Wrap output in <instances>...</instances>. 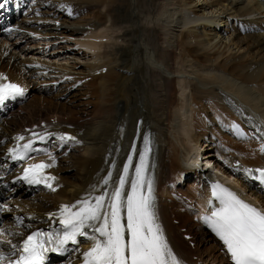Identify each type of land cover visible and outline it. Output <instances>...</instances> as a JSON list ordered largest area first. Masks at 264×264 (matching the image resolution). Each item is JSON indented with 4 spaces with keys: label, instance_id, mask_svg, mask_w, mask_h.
<instances>
[{
    "label": "bare ground",
    "instance_id": "obj_1",
    "mask_svg": "<svg viewBox=\"0 0 264 264\" xmlns=\"http://www.w3.org/2000/svg\"><path fill=\"white\" fill-rule=\"evenodd\" d=\"M41 1L42 5L34 0H14L8 7L18 22L5 27L42 36L36 41L45 44L36 42L31 45V53L24 55L22 48L9 49L13 43L10 45L0 33V73L21 83L28 96L44 92V99L32 98L30 108L46 105L55 110L38 117V122L46 120L44 131L72 133L74 142L79 141L83 148L85 158H79L85 160L80 165L81 183L79 177L77 183L65 180L55 170L64 179L58 176L55 184L60 187L53 193L54 198L38 196L32 199L35 204L23 209L24 198L33 189L12 184L11 176L5 175L8 169L18 167L11 163L15 137L0 136V204L6 205L0 218L9 212L12 216L11 222L4 225L9 243L2 242L0 252L9 253L27 231L52 219L55 222L56 218L48 215L59 213L62 203L73 205L89 193L100 194L105 187L102 177L107 178L109 172L113 177L118 171L122 173L129 155L133 156V164H138L147 139V176L152 180L156 216L169 247L181 264H191L194 254L204 264L228 263L210 235L215 246L203 251L207 240L201 239L202 246L195 244L192 249L183 233H178L179 227L186 226V233L197 236L195 227L187 224L186 214L192 209L174 190L177 182L183 181L187 187L184 194L194 200L195 206L203 207L209 200V186L204 183L210 178L206 174V179H201L202 165L189 160L204 146L210 156L219 154L229 162L239 159L246 166L264 164V0ZM89 9L91 17L70 22L76 10ZM55 22L60 26L54 28ZM20 33L23 40L26 34ZM49 36L65 38V47H61L89 59L80 66L68 64L67 58L61 63L63 49L56 45L53 48L55 38L45 39ZM88 92L92 94L89 119L76 117L77 106L62 105L60 113L64 116L57 114L60 98L71 105ZM22 104L6 105L2 116L13 117L16 109L22 113ZM231 119L237 121V127ZM51 120L56 123L51 124ZM13 124H4L10 134L34 122L23 127ZM54 140L59 149L74 143ZM224 172L240 179L264 206V191L249 179L248 170L233 167ZM173 175L176 184L170 182ZM130 176H134L133 170ZM126 191L130 187L126 186ZM170 206L174 217L168 212ZM180 209L183 214L178 212ZM174 218L182 226L173 225ZM16 219L21 220L19 228ZM194 225L199 229L198 223ZM92 243L91 238L81 239L64 264H75L81 250ZM61 261L54 259L52 263Z\"/></svg>",
    "mask_w": 264,
    "mask_h": 264
},
{
    "label": "snow or ice",
    "instance_id": "obj_2",
    "mask_svg": "<svg viewBox=\"0 0 264 264\" xmlns=\"http://www.w3.org/2000/svg\"><path fill=\"white\" fill-rule=\"evenodd\" d=\"M2 4L3 0H0ZM23 92L17 84L0 83V103L9 96L23 95ZM44 138L33 132L22 148L18 146L11 150L13 158L25 159L29 152L36 151L34 141ZM17 140H25V137L19 136ZM61 140H75V137L61 136ZM132 151H136L134 146ZM149 151L145 139L138 164L134 165L133 156L129 155L122 173L118 171L113 177L109 172L107 178L102 177L105 187L100 194L89 193L71 206H61L59 223L62 231H37L28 235L15 264H43L45 252L63 251L69 242L78 243L77 237H88V230L92 233L93 243L84 253V264H181L169 247L156 216L152 180L147 176ZM52 159L53 164H30L21 179L29 184H44L55 191L50 183L55 177L44 173L46 168L54 166ZM130 170L134 171V176H130ZM258 171L264 176V170ZM110 182L111 191L108 190ZM126 186L130 191H126ZM212 195L219 201V206L202 220L223 242L233 264H264V211L220 185L213 186Z\"/></svg>",
    "mask_w": 264,
    "mask_h": 264
},
{
    "label": "rangeland",
    "instance_id": "obj_3",
    "mask_svg": "<svg viewBox=\"0 0 264 264\" xmlns=\"http://www.w3.org/2000/svg\"><path fill=\"white\" fill-rule=\"evenodd\" d=\"M34 1H36L39 5H42L43 3H42V1L41 0H34ZM46 6V5H45ZM46 8V7H45ZM94 10V9H93ZM75 17L73 18V19H71V21L70 22H72V21H77V20H80V19H83V20H86V19H88L89 18V16L91 17L92 15V10H86V11H84V10H76L75 11ZM12 15H13V18L14 19H16V16H15V12L14 11H12ZM18 21H16V22H14V23H17ZM56 25V26H55ZM55 25L53 26V25H49V26H53L54 28L56 27L57 28V26L59 27L60 26V24H58V23H56L55 22ZM47 27L48 29H51L52 27ZM132 29V28H131ZM11 32H14L13 30L11 31ZM17 33L18 32H15L14 34L12 33V34H10V35H8V34H5V35H2V37L4 36V38L3 39H9V41H8V43L11 45V43H13V45H14V47H9V49H16V51H19L18 49H20V48H22V49H20V50H22V52L24 53V55H26L28 52L29 53H31L30 51H31V45L33 46V44H35L36 42H41L42 40H39V41H33L32 39L33 38H31V37H29L28 35L22 40L21 39V37L22 36H20L19 37V35H17ZM42 37V36H41ZM57 36H54V38H52V37H49L50 39L52 38V39H54V41H52V42H54V44H53V48H56V46L58 47V48H62L63 50L61 51V56H59V58H60V62L61 63H64V58L66 59V62L68 63V64H74V65H77V66H80V65H83L85 62H86V60H88L89 58L87 57V55H84V54H81L80 52L79 53H77V51H75L74 52V50H69V51H67V53L66 54H64L65 53V50L67 49V48H64L65 46V44H64V42H62L63 41V39L62 38H60L59 36H58V38H56ZM45 39H47V38H45ZM57 39V40H56ZM27 41V43H24V42H26ZM44 41V40H43ZM15 42V43H14ZM58 42V43H57ZM31 43V44H30ZM27 44H29V45H27ZM41 45L42 44H45V43H40ZM54 45H56V46H54ZM61 46H64V47H61ZM33 48H35V47H32V49ZM61 50V49H60ZM27 52V53H26ZM70 52V53H69ZM62 53L64 54V55H62ZM33 55H35L34 53H33ZM19 57L21 58V59H23V56H20L19 55ZM63 59V60H62ZM44 94V92H41V94L39 93V92H36L35 94H33V96L31 95L30 96V94H29V96H27L26 98H24L21 102L23 103H21L20 102V104H22V107H23V111H24V113H23V111H22V113H19L18 111V109H16L14 112H13V117H8V118H6V117H0V136H4V137H7L8 139H11V136H14L13 134H10V133H8V131L6 130V125H4L5 123H8L9 125H10V127H12L11 125L13 124V123H16L18 126H20V127H23V126H29L30 124H32L33 122L34 123H36V122H38L39 121V118L38 117H40V118H43L45 115H47V114H49L51 111H54L55 110V108H52V109H47L48 107L46 106V105H44L43 106V108H37L36 107V109L35 110H33V109H31L30 107H31V101H33L32 100V98H34V99H44V97H45V95H43ZM88 95V96H87ZM86 95V97L85 96H83L84 98H81V97H78V100L76 101V102H74L75 104H71V105H66V104H70V101L67 103V102H65V99L64 98H60L59 100H58V102L61 104L60 105V108L59 109H57L56 108V110H58V115H61V113H60V109H61V106L63 105V106H66V108H68V107H76L77 106V111H76V117L78 118V119H82L83 120V118L85 119V120H87V119H89V116H90V114L92 113V107L91 106H89V104L91 105V103H92V100H90V97L92 96V94L90 93L89 94V92H88V94ZM43 96V97H42ZM48 96V95H47ZM84 99V100H83ZM26 100V101H25ZM89 102V103H88ZM64 103H66V104H64ZM84 103V104H83ZM87 106V107H86ZM18 110V111H17ZM78 113V114H77ZM61 116H64V115H61ZM19 118H21V119H19ZM6 119H8L7 121H5ZM5 121V122H4ZM14 125V124H13ZM234 125V124H233ZM15 127V126H14ZM234 127H237V125H234ZM22 129V128H21ZM14 133V132H13ZM73 143V142H72ZM55 145V144H54ZM53 145V146H54ZM54 147H56L57 148V146L55 145ZM66 149V150H65ZM61 150V151H60ZM70 150V151H69ZM64 151H67V152H64ZM56 154H57V156L59 157V163H58V166H57V170H58V172H59V174H62L63 175V177L65 178V180L66 179H68L69 181H76V183H77V179H78V177H79V182H80V172H81V169H80V165L83 163V161L85 160H83L82 159V157H84L82 154H83V148H82V146L79 144V142H74L73 143V147L72 146H69V148L67 147V148H62V149H58V152L56 151ZM82 156L81 158H79V156ZM85 158V157H84ZM83 160V161H82ZM12 163V162H11ZM10 163V164H11ZM79 163V164H78ZM9 165V164H8ZM55 169V170H56ZM78 170V171H77ZM80 171V172H79ZM78 172V173H77ZM79 175V176H78ZM59 177L60 178H63L61 175H59ZM190 177V176H189ZM63 178V179H64ZM78 182V183H79ZM170 182L171 183H174L175 182V184H176V179L174 178L173 179V177H171L170 178ZM81 183V182H80ZM173 185V184H172ZM176 188H177V186H176ZM180 188L181 189H183V190H185V191H187V188H183L182 186H180ZM54 194H55V192H54ZM53 193H51V192H48L46 189H42V188H39V190H35V189H33V192H31V194H29V196H28V198L26 197V198H24V200H25V203L22 205V207H23V209L24 208H26V207H28V206H30V205H32V204H35L36 203V200H32V199H34V198H36V197H42V198H45L46 200H52L53 198H54V195ZM168 201L169 202H172V201H170L169 199H168ZM173 207L171 206V210H170V207H168V212L172 215L173 213ZM179 213H181V214H183V212L181 211V209L178 211ZM10 213V212H9ZM9 213H5L6 215H4V218H2V220H3V222H4V225H5V223H10L11 222V218H12V216L9 214ZM187 216H188V218L189 219H187V224L188 225H193L194 227H195V230L197 229V232H198V228H197V226H195L194 225V221L192 220V217H191V215L190 214H187ZM192 220V221H191ZM190 224H189V223ZM193 223V224H192ZM174 224V223H173ZM9 225H11V224H8V226ZM177 226L178 225H180V226H182L181 225V223L180 224H176ZM181 230V229H180ZM6 233L8 234V228L6 229ZM178 233H179V231H178ZM186 233V232H185ZM9 235V234H8ZM204 235L202 234V233H198L197 234V242H199L200 243V241H201V238L203 237ZM207 240V242H205V243H203V241H202V243L205 245V248H204V245H203V248H204V250L203 251H206V250H208L209 249V251L210 250H212L213 248H214V241L212 240V239H210V237H208L207 235L205 236V237H203L202 238V240ZM209 239L210 240H212V241H209ZM7 241H8V238H7ZM3 243H6V244H8V242H3ZM199 243H196V244H199ZM202 243L201 244H199V248L202 246ZM203 253V252H202ZM71 254H73V252L71 253ZM204 254L205 253H203V256H204ZM202 256V257H203ZM205 257V256H204ZM66 262V260H62L61 261V264H64Z\"/></svg>",
    "mask_w": 264,
    "mask_h": 264
}]
</instances>
